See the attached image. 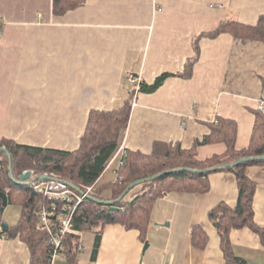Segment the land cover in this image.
I'll use <instances>...</instances> for the list:
<instances>
[{
  "label": "crops",
  "instance_id": "0c3cea01",
  "mask_svg": "<svg viewBox=\"0 0 264 264\" xmlns=\"http://www.w3.org/2000/svg\"><path fill=\"white\" fill-rule=\"evenodd\" d=\"M52 1L0 0V139L74 151L91 110L129 103L131 76L152 84L171 73L157 90L134 92L138 103L131 104L127 149L150 154L157 141L191 149L219 118L236 122L237 148L249 146L264 96V41L214 32L225 21L255 26L264 0H86L64 15L53 13ZM226 149L223 141L199 143L196 156L204 160ZM116 154L98 187L117 179ZM247 176L255 185V221L264 228V165L249 166ZM208 180L207 191L158 197L144 226L133 214L130 225L76 229L77 264H226L210 212L220 204L236 206L237 179L218 171ZM101 194L112 197L110 190ZM195 226L207 235L205 247L193 242ZM230 240L246 264H264L259 233L235 228ZM62 256L66 263H56L69 264ZM0 264H32L31 248L20 235L0 233Z\"/></svg>",
  "mask_w": 264,
  "mask_h": 264
},
{
  "label": "trees",
  "instance_id": "16d2710c",
  "mask_svg": "<svg viewBox=\"0 0 264 264\" xmlns=\"http://www.w3.org/2000/svg\"><path fill=\"white\" fill-rule=\"evenodd\" d=\"M86 0H53V13L64 15L70 10L83 5ZM230 32L236 37L264 41V15L255 26L245 25L235 21H225L215 30V34ZM192 62L187 64L190 74ZM171 73L161 74L152 83L141 82L140 91L153 92L157 90ZM135 92V90H134ZM132 97L123 108L113 110H91L87 127L81 137L80 147L74 151L46 148L18 143L9 138L0 139V146H6L12 154V167L16 179L28 169L37 174L50 172L49 169L62 173L66 180L73 182L80 189L96 185L95 197L102 198L105 191L110 190L116 200L127 186L140 178L150 177L169 169L191 167L206 169L232 163L241 157L261 156L264 154V110L256 109V122L248 147L239 149L236 146L238 127L235 121L219 118L212 127V132L203 141L209 143L223 141L227 145L224 153L214 154L204 160L196 156V145L191 149L182 147L180 143L157 141L153 151L148 154L140 150H127L123 164L117 172L114 182L98 187V179L106 170L111 158L121 148L131 113ZM0 192L6 191L9 203L22 207V216L18 224L9 230L2 229L0 212V233L14 238L20 235L31 248L32 264H49L50 247L46 242V233L40 225L39 212L42 206L51 202L41 192L35 191L31 185L17 183L11 176L10 160L6 152H0ZM251 165H264L263 159H254L226 168H219L209 173H197L189 170H177L164 173L152 180L143 182L133 189L116 204L101 203L88 197L79 207L75 216V229L90 231L103 228L107 224L121 223L130 225L133 214L139 225L149 221L150 211L154 201L164 193L193 190L207 191L209 176L213 172L230 171L235 174L239 189L238 201L235 207L220 204L210 212V218L219 231L225 253L226 264H246V261L235 252L230 240V232L235 228L249 227L259 233L264 239V228L255 221L253 200L255 185L247 176V168ZM3 199L0 197V207ZM123 208V209H122ZM193 242L196 246L205 247L207 235L195 226ZM200 235V236H199ZM70 234L66 238V248L63 251L69 258V264H77L76 252L78 236ZM197 236H199L198 239ZM201 238V240H200Z\"/></svg>",
  "mask_w": 264,
  "mask_h": 264
},
{
  "label": "built area",
  "instance_id": "2783aa9c",
  "mask_svg": "<svg viewBox=\"0 0 264 264\" xmlns=\"http://www.w3.org/2000/svg\"><path fill=\"white\" fill-rule=\"evenodd\" d=\"M2 21L0 16V36L3 32ZM130 81L135 85V94H137L141 86V77L131 76ZM137 103L135 98L132 105L136 106ZM258 109L264 110V96L258 104ZM127 150L125 145H122L118 151L121 154L120 165L123 164ZM25 182L35 191L43 193L51 202L50 205L42 206L39 218L40 225L46 233V242L50 247L49 264H54L56 258L62 255L66 248L65 241L68 235L79 234L75 229V216L78 207L95 194L94 186L77 189L71 182L57 175L48 179H36L31 175V178Z\"/></svg>",
  "mask_w": 264,
  "mask_h": 264
},
{
  "label": "water",
  "instance_id": "95a60500",
  "mask_svg": "<svg viewBox=\"0 0 264 264\" xmlns=\"http://www.w3.org/2000/svg\"><path fill=\"white\" fill-rule=\"evenodd\" d=\"M2 151L6 152V154L9 157L11 176L14 179V181H16L17 183H26L25 181L29 180L31 178V175H32L31 171L30 170H25L20 176L21 179L20 180L16 179L15 176H14L13 167H12V154H11V152L8 150V148L6 146H0V152H2ZM263 158H264V154L261 155V156H257V157L246 156V157H241V158H239L238 160H236V161H234L232 163H225V164H223L221 166H213V167L206 168V169H196V168H191V167L173 168V169H169V170H167L165 172H162V173L150 176V177L140 178V179H137V180L131 182L127 186V188L123 191V193L116 200H103V199L97 198L95 196H91V197L93 199H95L96 201H98V202L111 205L112 209H117L116 204L118 202H120L128 194V192L131 189H133L135 186H137V185H139V184H141L143 182H146V181L152 180V179H154L156 177H159V176H161L164 173H170V172L177 171V170H189V171H193V172H197V173H209V172L215 171V170H217L219 168H226V167H230V166H235V165L241 164V163L246 162V161H250V160H254V159H263ZM0 163H1V159H0ZM41 177L43 179L50 178L48 175H42ZM72 185L75 188L80 189L76 184L73 183ZM0 197L3 199L2 206L0 207V212L4 213L7 205L9 204V196H8L6 191H3V192H0ZM2 227H3L4 230H8L9 229V226L6 223H3Z\"/></svg>",
  "mask_w": 264,
  "mask_h": 264
},
{
  "label": "rangeland",
  "instance_id": "374dc122",
  "mask_svg": "<svg viewBox=\"0 0 264 264\" xmlns=\"http://www.w3.org/2000/svg\"><path fill=\"white\" fill-rule=\"evenodd\" d=\"M0 16H1V18L3 19V16H2V14H0ZM263 98V97H262ZM123 145V144H122ZM122 147V146H121ZM118 153V152H117ZM116 155V154H115ZM116 162H117V164L119 163V159H117L116 158ZM118 166V165H117ZM115 167V166H114ZM178 168H180V167H178ZM28 170H30L31 171V174H32V176L34 177V178H37V179H43L41 176L42 175H48L50 178H52V177H54L55 175H57V176H59V177H61V176H63V177H65L62 173H58V171H56V170H50L49 169V171L50 172H45V173H43V174H37L36 173V171L35 170H33V169H28ZM110 172H113L112 170H110ZM108 175H109V173H108ZM63 177H61L62 179H64V180H66L65 178H63ZM66 181H68V180H66ZM70 182V181H69ZM72 184H73V182H71ZM90 186H94V191H95V193H96V185H90ZM79 187V186H78ZM88 187V186H87ZM83 189V188H82ZM91 196H96V195H91ZM90 196V197H91ZM21 216H22V210H21V206L20 205H16V204H10V205H8L7 206V208L5 209V212H4V214H3V220L5 221V223L6 224H12V223H18L19 221H20V219H21ZM64 254V253H63ZM62 254V255H63ZM62 255H60V256H58L57 258H56V260H58V261H60V262H62V263H66V259H65V257L64 256H62ZM56 260H55V262H54V264L56 263ZM57 264V263H56Z\"/></svg>",
  "mask_w": 264,
  "mask_h": 264
}]
</instances>
